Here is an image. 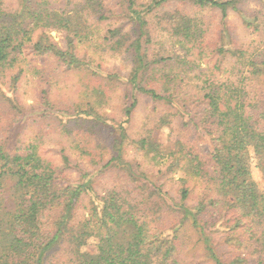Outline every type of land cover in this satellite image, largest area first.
Instances as JSON below:
<instances>
[{
    "label": "trees",
    "instance_id": "obj_1",
    "mask_svg": "<svg viewBox=\"0 0 264 264\" xmlns=\"http://www.w3.org/2000/svg\"><path fill=\"white\" fill-rule=\"evenodd\" d=\"M170 1L153 0L148 11ZM191 1L200 7H217L226 15L229 9L237 10L242 0ZM134 5L135 0H129L130 10L137 13ZM107 18L103 0H67L63 8H57L52 0H20L16 8L0 0V77L16 72L30 54L52 58L65 72L82 71L88 75V61L80 56L76 41L89 38L92 20L101 22ZM258 18L257 15L255 19ZM130 19L137 32L139 28L135 24L139 23L140 34L129 43V49H124L129 39L119 27L110 29L104 38L113 51L126 50L133 58L127 116L137 106V95L133 93L171 103L174 100L171 93L178 88V82L166 90L145 83L156 75L154 70L161 59L148 55L145 19L140 14ZM181 23L173 29L181 43L190 34L199 32V24L191 16L184 15ZM260 25L263 22L257 24ZM52 31L64 33L67 41L64 46L55 41ZM237 53L230 79H207L205 93L192 119L195 127L211 138V151L201 155L182 145L169 153L175 166L186 174L182 182L199 178L213 186L215 194L210 195V203L189 207L184 201L190 189L181 190L182 201L177 210L180 214L173 218L172 240L162 238L164 225L154 224L160 219L154 216V210L149 214L138 208L135 196L131 197L134 190L129 195L117 189L99 195L94 187L95 174L91 173H85L82 181L61 186L58 182L61 172L38 151L36 141L41 137H37L28 145L20 144L14 153L0 143V264H186L178 241L187 228L195 234L196 244L208 257L209 264H264V193L249 179L251 151L257 167L264 172V100L251 89L252 76L261 72L258 64H264V59L259 61L256 56L264 53L247 50ZM108 77L112 79L116 75ZM100 93L103 95L104 91ZM41 101L54 105L47 96ZM86 107L88 102L77 104L79 113L88 114ZM94 111L90 113L98 121L95 126L104 127L103 117ZM87 130L81 129V137H85ZM127 137L125 127L120 125L113 138L116 154L108 166L119 160L126 164L122 153ZM140 143L142 148L153 146L146 138ZM63 159L69 162L68 156L63 155ZM8 179L14 180L10 188L6 185ZM85 197L91 202L85 217L79 220L76 209ZM54 209L57 214L49 215ZM218 223L228 228L222 232L238 251L232 259L225 258L221 251L220 245L224 244L218 239L220 230L213 229ZM91 238L96 240L95 247L86 250ZM61 252L65 253L63 258L56 255ZM250 253L255 257H249Z\"/></svg>",
    "mask_w": 264,
    "mask_h": 264
},
{
    "label": "rangeland",
    "instance_id": "obj_2",
    "mask_svg": "<svg viewBox=\"0 0 264 264\" xmlns=\"http://www.w3.org/2000/svg\"><path fill=\"white\" fill-rule=\"evenodd\" d=\"M52 1L57 8H63L67 0ZM103 2L107 20H92L89 38L76 41L80 56L88 61V75L82 71L65 72L52 58L30 54L16 72L13 70L12 74L0 77V143L14 153L20 144L28 145L41 137L36 141L38 151L58 167L61 186L82 181L85 173H91L95 174L94 187L99 195L112 189L129 195L134 190L131 197L135 196L138 208L149 214L154 210V216L160 218L154 224L164 225L162 238L172 240L173 218L177 219L180 214L177 210L182 201L181 190L190 189L184 201L189 207L210 203V195L215 194L213 186L199 178L182 182L186 174L175 166L169 153L182 145L201 155L211 151V138L197 129L192 119L199 109L207 79H230L238 50L264 53V0H242L237 10L229 9L226 15L217 7H200L191 0H171L150 11L148 6L153 0H135L133 9L137 13L130 10L129 0ZM19 3L20 0H6L11 8L18 7ZM137 14L148 23V35H144L148 55L161 59L154 70L156 75L147 78L145 83L166 90L178 82V88L171 93L174 99L171 103L133 93L137 95V106L132 115L127 116L126 108L132 95L128 79L132 76L133 58L126 50L113 51L104 38L110 29L119 27L129 39L124 49H129V43L140 34L139 23L135 24L139 28L137 32L130 19ZM184 15L198 22L199 32L190 34L189 39L181 43L173 29L182 24ZM261 22L263 25L258 27ZM51 34L61 46L67 42L63 32L52 31ZM256 57L259 61L264 59V55ZM257 69L261 72L252 76L251 89L264 100V64H258ZM15 75H19V79H13ZM110 75L116 77L109 79ZM45 96L53 106L42 103L41 98ZM87 102L88 114L79 113L77 104ZM94 109L103 117L101 126L104 127L95 126L98 121L94 113H90ZM16 118L19 120L14 123ZM120 125L128 135L123 141L122 153L126 164L119 160L121 162L113 161L108 166L116 154L113 138ZM84 128L88 129L86 138L80 135ZM143 138L153 146L142 148L140 140ZM63 155L69 157L68 163ZM250 155L253 159L249 179L264 193V172L257 167L253 151ZM203 158L208 160L206 156ZM13 184L14 180L6 181L9 188ZM90 202V198L85 197L77 206L79 220L85 217ZM54 211L49 215H56ZM221 224H215L213 229L220 230L218 239L224 244L220 245L224 257L232 259L238 251L230 246L226 233L222 232L228 228ZM188 229L178 241L183 248L182 259L186 264H209L208 257L196 244L195 234ZM248 242L249 239L246 244ZM95 244L96 240L91 238L85 249L92 250ZM56 255L63 258L65 253ZM251 256L255 257L250 253Z\"/></svg>",
    "mask_w": 264,
    "mask_h": 264
}]
</instances>
